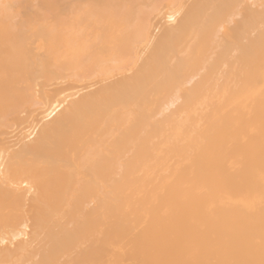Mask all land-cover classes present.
Masks as SVG:
<instances>
[{
  "label": "bare ground",
  "instance_id": "1",
  "mask_svg": "<svg viewBox=\"0 0 264 264\" xmlns=\"http://www.w3.org/2000/svg\"><path fill=\"white\" fill-rule=\"evenodd\" d=\"M0 264H264V0H0Z\"/></svg>",
  "mask_w": 264,
  "mask_h": 264
}]
</instances>
